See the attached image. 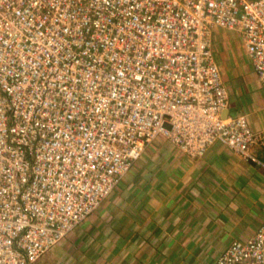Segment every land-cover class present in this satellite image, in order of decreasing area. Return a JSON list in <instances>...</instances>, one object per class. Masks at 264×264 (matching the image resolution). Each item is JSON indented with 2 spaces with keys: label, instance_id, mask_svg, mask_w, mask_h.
<instances>
[{
  "label": "built area",
  "instance_id": "built-area-1",
  "mask_svg": "<svg viewBox=\"0 0 264 264\" xmlns=\"http://www.w3.org/2000/svg\"><path fill=\"white\" fill-rule=\"evenodd\" d=\"M212 25L239 32L264 94V0H0V264H36L159 136L264 172ZM203 264H264V220Z\"/></svg>",
  "mask_w": 264,
  "mask_h": 264
},
{
  "label": "crops",
  "instance_id": "crops-1",
  "mask_svg": "<svg viewBox=\"0 0 264 264\" xmlns=\"http://www.w3.org/2000/svg\"><path fill=\"white\" fill-rule=\"evenodd\" d=\"M211 33L229 111L231 99L242 103L250 124L264 127V94L240 36L222 27ZM156 140L158 147L149 145L95 211L59 241L74 237L69 254L59 256L56 246L51 260L44 255L36 264H59L68 255L73 264H157L163 254L202 264L264 220V172L254 163L219 143L193 157Z\"/></svg>",
  "mask_w": 264,
  "mask_h": 264
},
{
  "label": "rangeland",
  "instance_id": "rangeland-1",
  "mask_svg": "<svg viewBox=\"0 0 264 264\" xmlns=\"http://www.w3.org/2000/svg\"><path fill=\"white\" fill-rule=\"evenodd\" d=\"M220 26H217V25H212V28L213 29H218ZM222 28H224V27H222ZM233 31L234 32H236V33H238V35H239V32L237 31V30H235V29H233ZM240 36V35H239ZM240 38V37H239ZM243 52V51H242ZM242 56H243V58H244V60H245V54H244V52H243V54H242ZM243 60V59H242ZM249 64V63H248ZM250 66V73L251 74H253V72H252V70H251V67H252V69H253V66H252V64L251 65H249ZM257 90H259L260 91V89H257ZM231 102H230V107H231V113H235V112H237V113H239L240 111H244V106H243V104L241 103L240 105L238 104V107H237V105H236V102H234L235 100H230ZM235 107V108H234ZM259 122H261V121H259ZM252 125V124H251ZM255 125V127H258V122L257 123H255L254 124ZM253 125V126H254ZM263 126H259L258 128H262ZM159 138L161 139V140H163V142H165V144H170V141L167 139V138H164V137H162V136H159ZM149 145H152V148H157L158 147V142H157V140L156 139H153L150 143H149ZM148 145V146H149ZM148 148V147H147ZM146 148V149H147ZM139 160V159H138ZM138 160H136L133 164H132V166H131V168L130 169H132L134 166H135V164H136V162L138 161ZM259 168V167H258ZM259 169H261V168H259ZM123 179V178H122ZM121 179V180H122ZM93 213V212H92ZM88 218V217H87ZM86 218V219H87ZM85 219V220H86ZM74 230H76V229H74ZM74 230H72V231H74ZM237 237V236H236ZM244 237H246V236H244ZM239 238H242V237H239ZM62 240V239H61ZM65 240H66V242L65 241H63L62 243H57V244H55L51 249H49L44 255L45 256H47L48 255V258H49V260H51V256H52V254H55V251L56 250H62L60 253H59V256H62V254L64 253V252H67L68 253V246L71 244V243H73L74 241H75V239H74V237L73 236H70V237H68V238H66L65 237ZM56 246H58V248L56 249V250H54L55 249V247ZM156 250H158V248L156 247ZM215 253H214V256H213V258H215L216 256H217V254L218 253H216V250H213ZM173 253V252H172ZM69 254V253H68ZM43 255V256H44ZM162 255V254H161ZM173 255L174 254H170V255H165V254H163L162 256H160V258H159V261L157 262V264H185V261H183V259H181V260H177L175 257H173ZM42 256V257H43ZM213 258H211V259H213ZM61 259L62 260H64L65 262H60L59 264H65V263H67V264H73L75 261H74V259L73 258H71L69 255H68V257H61ZM210 259V260H211ZM200 261H198V260H196V261H194V263L193 264H195V263H199ZM203 264V263H202Z\"/></svg>",
  "mask_w": 264,
  "mask_h": 264
}]
</instances>
